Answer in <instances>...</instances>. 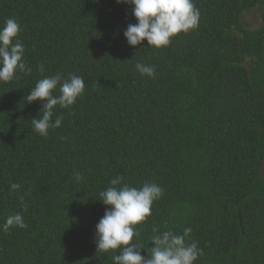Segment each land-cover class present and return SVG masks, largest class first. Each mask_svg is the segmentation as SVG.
<instances>
[{"label":"trees","instance_id":"trees-1","mask_svg":"<svg viewBox=\"0 0 264 264\" xmlns=\"http://www.w3.org/2000/svg\"><path fill=\"white\" fill-rule=\"evenodd\" d=\"M194 3L198 27L155 48L127 43L137 20L117 0H0V27L18 21L32 68L0 82V226L16 213L27 224L0 227V264H113L119 249L96 251L95 225L118 176L163 188L136 225L141 255L153 235L190 228L194 264H264V0ZM252 9L256 28L242 20ZM57 72L85 88L70 109L55 107L63 120L44 137L31 119L45 101L26 99Z\"/></svg>","mask_w":264,"mask_h":264},{"label":"clouds","instance_id":"clouds-1","mask_svg":"<svg viewBox=\"0 0 264 264\" xmlns=\"http://www.w3.org/2000/svg\"><path fill=\"white\" fill-rule=\"evenodd\" d=\"M117 3L132 5V14L137 20L129 24L123 35L130 46L142 45L155 48L166 47L171 39L181 32H188L199 25L200 11L194 0H117ZM20 25L14 18H7L0 27V82H10L16 74H31L32 68L27 66L24 57V44L18 39ZM136 70L141 76L154 78L153 65L137 62ZM38 71L43 73V65H38ZM59 89V95L54 92ZM85 84L81 76L69 74L68 78L57 72L38 80L29 91V103L40 99L42 116L31 119L33 130L46 137L50 128L61 125L63 116L52 120L57 105L69 108L84 92ZM40 111V112H41ZM77 181L83 179L79 173L74 174ZM123 177L118 176L110 181L109 187L100 192V201L106 208L104 215L95 225L96 251L107 253L119 249L112 256L113 264H194L202 254L198 242H186V236L191 231L186 228L183 234L171 231L155 234L151 238L150 255H141V245L134 243L139 239L140 231L136 225L145 222L152 215L153 202L163 195V188L156 183L145 182L140 187L122 184ZM119 186V187H117ZM19 185L12 183L10 190L18 189ZM2 229L8 231L12 227L26 228L27 224L20 213L10 215L3 223ZM157 233V229H153Z\"/></svg>","mask_w":264,"mask_h":264},{"label":"rangeland","instance_id":"rangeland-1","mask_svg":"<svg viewBox=\"0 0 264 264\" xmlns=\"http://www.w3.org/2000/svg\"><path fill=\"white\" fill-rule=\"evenodd\" d=\"M242 20L247 26L251 28L258 27L260 24V18L257 9H252L245 12L243 14Z\"/></svg>","mask_w":264,"mask_h":264}]
</instances>
